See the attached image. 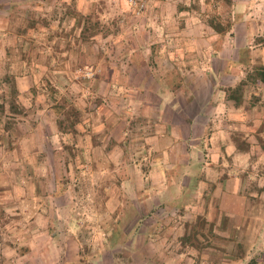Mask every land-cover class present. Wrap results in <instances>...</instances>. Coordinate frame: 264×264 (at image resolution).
<instances>
[{
  "label": "rangeland",
  "instance_id": "374dc122",
  "mask_svg": "<svg viewBox=\"0 0 264 264\" xmlns=\"http://www.w3.org/2000/svg\"><path fill=\"white\" fill-rule=\"evenodd\" d=\"M135 1L145 5L139 16L129 9L128 0H0L2 181L14 183L17 178L21 182L31 181L30 173L19 171L16 166H30L31 158L39 163L50 160L53 165L56 161L70 165L62 176L58 170L41 173L38 178L34 176L37 181L47 182L46 178L51 179L56 174L60 177L58 181L66 185L67 198L59 202L45 201L43 207L54 209L56 220L48 218L47 227L44 226L48 232L43 234L33 258L27 257L31 246L24 249L26 246L20 244L23 237L11 236L3 228L16 225L19 220L26 223L25 219L14 215L19 213L14 208L18 205L9 203L10 199L0 205L3 231L0 232V264H249L260 255L255 250H243L244 244H240V241L255 242L256 234L247 238L239 235V231L223 235L222 227L216 228V224L207 222L203 216L186 220L196 209H191V197L183 196L181 191L187 177L196 179L198 174L193 170L183 172L186 166L213 165L212 162L228 164L225 155L222 154L217 162L208 151L211 147L209 134L217 130L213 123L209 124L202 139L195 141L197 150L188 161L185 162L186 156H183L184 164L177 170L171 168L178 163L174 162L178 160L174 149L191 148V140H180L181 143L168 140L166 143L165 137L173 128L159 124L157 117L151 114L155 110L143 109L141 98L123 85L111 87L105 83L109 77L101 72L111 68L110 62L131 37L139 41L137 48L143 52L148 51L151 41H158L153 45H158V51L166 52L164 69H172L167 51H185L187 56L178 66L184 71L192 70L193 64L188 59L198 54L195 45L204 52V47H208L203 41L208 33L199 37L201 44H191L196 40L191 39L196 37L192 25L223 23V32H230L226 22L231 5L227 0ZM178 8L190 10L185 15L189 13L191 28L175 29L180 28L181 22L177 18ZM252 18L260 20L257 34L264 35V9L254 13ZM83 26L88 27L85 40L80 36ZM172 27L175 30L167 32ZM165 29L170 36L166 37ZM176 32L180 33L178 37L174 36ZM175 37L182 38L180 46L173 40ZM147 62L149 65L150 61ZM120 65L123 70L127 67L126 58L119 61ZM168 92L163 94L165 103L173 101ZM33 118L42 119L45 124H52L53 129L74 137L73 144L56 137L46 147L48 143L44 140L46 152H40L37 157L28 156L29 159L21 162L12 150L30 146L31 140L20 139L18 131L21 136L28 133L23 123L26 120L35 122ZM219 129L223 134L235 133L239 131V124H223ZM220 141L226 143L227 140ZM237 143L248 154H231L230 157L234 158L236 171L248 169L247 175L240 173L250 187L256 174L264 178V139H241ZM150 196L152 207L155 205L152 213L166 209L158 211L152 219L124 218L132 207L131 198L138 209L137 203ZM137 197L141 200L137 201ZM27 207L35 209L29 204ZM140 207L142 205L139 206L141 211ZM20 210L28 213L23 208ZM40 223L43 224L38 221ZM26 238L32 240L31 236ZM214 243L223 244V250L212 249ZM262 244L264 249V242ZM256 264H264V255L258 257Z\"/></svg>",
  "mask_w": 264,
  "mask_h": 264
},
{
  "label": "crops",
  "instance_id": "0c3cea01",
  "mask_svg": "<svg viewBox=\"0 0 264 264\" xmlns=\"http://www.w3.org/2000/svg\"><path fill=\"white\" fill-rule=\"evenodd\" d=\"M227 1L231 5L230 12L228 13V21L226 22L231 29L230 32L218 33L211 27L209 24L210 22H201L198 25H192L196 37H191V39L196 40L191 44H201V41H199L201 39H199V37H201L203 33L211 35L208 36L207 34V39L202 37L204 43L208 46L204 47L206 52L195 45L196 49H198V54L188 59L189 62L193 64L192 70L184 71L178 66L182 59L187 56L185 51L183 52L181 49L180 51L174 49L167 51L170 56L172 69H164L162 63H164V54H166V52H162V50L158 51V45H153L154 42L158 41H151L152 43L148 44V51L143 52L137 48V43L139 41L131 37L126 40V50L123 51L122 47L121 51L114 57V60L110 62L112 69L110 67L106 69V66H103L106 70L102 69L101 72L102 74L104 72L106 76H108L109 73L111 74V78H109L108 81L105 80V83L108 82L107 84L111 87L123 85L124 89L129 90L133 95L141 98L143 109L150 108L155 110V112L152 111L151 114L157 117L159 124H165L167 127L170 126L173 128V130L169 132V136L165 137L166 143H169L168 140H191V148L179 146V149H174L175 155H178V160L176 159L174 162L178 163L172 165L171 168H176L177 170L180 165L184 164L181 160L183 156H186L185 162L188 161L192 153L197 150L195 141L202 139L209 124L213 123L215 126L213 128L217 130L209 134V136L211 135V147L208 151L211 153L212 160H216L217 162L222 154L225 155L228 158V164H217L212 162L213 165L205 164L204 166L198 165L196 167H191L190 165L186 166L183 172L193 170L198 174L196 179H191L189 176L187 177L186 184L181 192L183 196L191 197V203L194 207L193 205L190 207L191 209H196V211L193 214L194 217L179 216V218L186 217V220H192L198 216H203L207 222L216 224V228L219 229L222 227L223 235L225 233L230 235L239 231V235L241 234V236L247 238L250 235L256 234L257 242H252L251 240L252 243L250 242V244H247L240 241V244H244L243 250L248 252L250 250H255L262 256L264 255V249L262 248V242H264V178L256 174L254 185L252 184V186L249 187L248 181L245 180V176L240 173L244 172L247 175L248 169L246 171H236L238 170L235 167L236 163H233L234 158L230 156L231 154H248L246 149L242 148L240 144H236L237 140L254 138L261 141L264 139L262 135L264 134V82L257 83L253 82L254 80L248 79V75L252 73L254 68L260 66L264 67V40H262L264 35L263 33L257 34L260 20L252 18L254 13L261 10V8L264 9V0ZM177 10V18L181 20V22L180 28L176 27L175 29L182 31L184 30L183 26L191 28V24L188 21L189 13L185 15V13L190 10H182L180 8ZM184 18H187V20H184ZM220 24L224 26L223 23ZM172 29H174V27L168 30L165 29V35L166 30L167 32H172ZM200 29H202V32H199ZM179 34V32H176L174 36L178 37ZM167 36H170V34H167L166 37ZM181 39L182 38L177 39L175 37L173 40L176 42L177 46H180L181 44L179 42H182ZM170 41L172 40L170 39ZM173 45H175V43ZM231 47H233L232 50ZM161 48H164L162 44ZM229 50L231 51L228 52ZM122 58H126L127 61V67L124 70L121 65L118 66ZM138 59L139 62L137 63ZM148 60L150 61L149 65L147 62ZM151 66H153L154 69H152ZM173 72L181 79L179 86L174 88L170 82L171 79L167 80L164 78L167 74L173 76ZM125 75L127 79H121V77ZM242 82L245 84L242 87L241 95L236 103L234 99L230 98L228 91L234 89ZM18 90L19 92L21 91L19 88ZM26 90L27 89H25V91ZM167 91H169L168 93H170V96L172 95L171 97L173 100L169 103L164 102L165 98L163 94ZM204 92L207 94L206 96L202 95ZM95 111L98 112V109H95ZM100 119L103 121L102 115H100ZM33 120H35V122L26 120V122L23 123L25 125V131L28 133H24V135L21 136V132L18 131L19 138L21 137L20 139L26 137L31 140L30 146L25 149L19 146L12 150L21 162L28 156L37 157L40 156V152H46L45 143H43L44 140L47 141V143L54 142L56 137H59L63 142L64 140H68L70 144H73L75 140L74 137L59 132L55 128L53 129L52 124H45L42 119L38 120L37 118H33ZM80 122L76 125L79 126ZM229 123L230 125H232V123H238L239 131L235 129V133L225 132L226 134H223L224 131L219 128L223 127V124L228 125ZM252 129L255 130L252 131ZM231 133V137L227 139V135ZM220 140L227 141L225 143ZM230 140L232 142L235 141V144H231L232 142ZM179 143H181V141ZM48 146L49 143L46 147ZM42 147H44V149H42ZM51 155H53V153H51ZM179 160L181 162H179ZM49 161L50 160H48L47 163H39L37 159L33 161V158H31L30 166L16 165L19 171L23 169L27 173H30V177H32L31 181L21 182L18 181V178L14 183H12V181H2V174H0V205L7 202L4 200L10 199L9 203L12 202L18 205L14 206V208L19 210V213L15 212L14 215L21 217V220H26V223L24 222L25 224H23V222L21 223L19 220L15 223L16 225H4L3 228H5L11 236L23 237L20 244L22 243L23 246H26L24 249H26L27 246H31L30 249L32 250H30L27 256L30 259L33 258L34 253L38 251L39 242L41 243L44 238L43 234L48 232V228L44 227H47L48 218L50 221L56 220V211L52 208L46 210V208L43 207L45 201L50 200V202H56L57 200L59 202L62 198H67L64 192V186L66 185L58 181L60 177H56V174L54 175L55 177L51 179L49 177L46 178L47 182H45V180H35V177L38 178L41 173L53 172L54 170V172H57L56 170H58L62 176V172L63 175H65L70 169L68 162H62L60 164L56 161L57 163L53 165V162L51 161V163ZM220 166H223V168ZM1 170L2 168L0 166V173L2 172ZM148 186L149 184L146 185V187ZM46 192L48 193L46 194ZM41 194H46V196L41 197ZM151 199V196L148 199L143 197L142 200L141 197H137V201L141 200L139 201L140 203H137V209L135 207V200L131 198L130 203L132 207L126 212L127 214L124 218L135 219L137 221L140 219L154 218L152 216H156L158 214L157 212L160 210H156V212L152 213V210H154L152 208H154L155 205L152 207ZM28 204L33 205L35 209H28ZM158 204L161 205L162 203L160 202ZM141 205L142 207H140V209L142 212L139 210V206ZM235 205H237V207ZM238 207L240 208L237 213ZM22 208L28 211V213L21 211L20 209ZM135 208L137 210H135ZM160 209L164 211L166 208ZM162 210L160 212H163ZM1 217L2 213L0 211V219ZM38 221H42L43 224L40 223L39 225ZM255 221L258 223H255ZM0 232H3L1 224ZM27 236H31L32 240L26 238ZM160 236L161 234L159 237ZM223 248V244H215L214 247H212L215 251H221ZM0 252H2L1 243ZM260 255H258V257H260ZM258 257L249 264L258 263Z\"/></svg>",
  "mask_w": 264,
  "mask_h": 264
},
{
  "label": "trees",
  "instance_id": "16d2710c",
  "mask_svg": "<svg viewBox=\"0 0 264 264\" xmlns=\"http://www.w3.org/2000/svg\"><path fill=\"white\" fill-rule=\"evenodd\" d=\"M11 8V7H10ZM11 13V9H9V14ZM8 14V15H9ZM78 24H80V22H78ZM33 25V23H32ZM211 27L218 33H222L224 31L223 27L219 24H215V23H210ZM34 27V26H33ZM88 27L86 26H83L81 28V31H80V36L82 37V39L85 40V37H86V32H87V29ZM129 48V46H128ZM127 48V49H128ZM123 51L126 50V48L123 47L122 49ZM142 63V62H141ZM173 76H170L169 74L165 75L164 78L170 80L171 84H172V87H178L180 82H181V79H179L178 75L175 74L174 72L172 73ZM109 78H111V74L109 73ZM248 79L249 80H254L253 82H264V67L260 66V67H256L253 69L252 73L250 75H248ZM256 80V81H255ZM244 82L240 83L239 85H237L234 89H230L228 91V94L230 96V98L234 99V101L237 103L238 100H239V96L241 95V92H242V87L244 86ZM62 184V183H61Z\"/></svg>",
  "mask_w": 264,
  "mask_h": 264
},
{
  "label": "built area",
  "instance_id": "2783aa9c",
  "mask_svg": "<svg viewBox=\"0 0 264 264\" xmlns=\"http://www.w3.org/2000/svg\"><path fill=\"white\" fill-rule=\"evenodd\" d=\"M128 7L133 11L136 16H139L144 11L145 5L142 1L137 2L135 0H128Z\"/></svg>",
  "mask_w": 264,
  "mask_h": 264
}]
</instances>
